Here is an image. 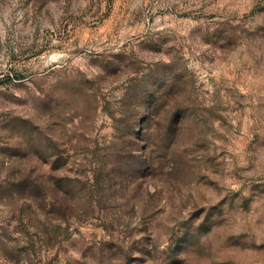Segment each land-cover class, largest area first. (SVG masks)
Masks as SVG:
<instances>
[{"label":"rangeland","instance_id":"1","mask_svg":"<svg viewBox=\"0 0 264 264\" xmlns=\"http://www.w3.org/2000/svg\"><path fill=\"white\" fill-rule=\"evenodd\" d=\"M0 264H264V0H0Z\"/></svg>","mask_w":264,"mask_h":264}]
</instances>
